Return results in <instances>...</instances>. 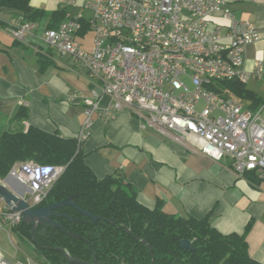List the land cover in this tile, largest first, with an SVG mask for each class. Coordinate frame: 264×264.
Here are the masks:
<instances>
[{
    "label": "built area",
    "instance_id": "2783aa9c",
    "mask_svg": "<svg viewBox=\"0 0 264 264\" xmlns=\"http://www.w3.org/2000/svg\"><path fill=\"white\" fill-rule=\"evenodd\" d=\"M89 11L68 15L40 39L59 54H69L92 79L83 96L85 118L77 134H91L95 112L107 117L127 111L146 125L194 139L213 160L228 158L236 175L253 173L264 179V117L261 109L244 107L233 95L220 93L218 82L264 77L257 60L243 68L247 45L259 37L257 26L239 20L226 0H68ZM86 21L92 46L83 48L76 34ZM36 23L25 21L12 30L25 41ZM110 98L102 107L100 99ZM11 169L19 184L30 189L25 198L36 207L47 195L63 166L33 161ZM0 226L21 222V212L0 210Z\"/></svg>",
    "mask_w": 264,
    "mask_h": 264
},
{
    "label": "crops",
    "instance_id": "0c3cea01",
    "mask_svg": "<svg viewBox=\"0 0 264 264\" xmlns=\"http://www.w3.org/2000/svg\"><path fill=\"white\" fill-rule=\"evenodd\" d=\"M226 1L237 19L251 21L259 30V39L244 52L243 68L250 70L257 60L264 63V0ZM30 5L44 13L25 41L12 34L15 26L25 22L21 14L0 9V131L32 125L76 138L85 118L82 98L90 91L92 77L73 57L57 53L40 36L68 15L82 13L88 18L89 11L68 0H30ZM88 31L76 34L87 49L93 39V32L91 39H85ZM245 85L258 97L264 96V77L251 78ZM238 100L250 109L249 101ZM110 102L107 96L100 99L102 107ZM259 108L262 114L264 103L251 110ZM144 123L124 110L111 117L95 112L91 134L81 144L85 163L98 178L119 176L144 206L153 208L159 203L168 213L209 216L219 232L242 235L248 253L264 264V179L251 172L236 175L230 159L213 160L200 152L194 139L143 127ZM19 186L24 197H29L30 189ZM5 207L0 199V210ZM2 259L0 254V264H7Z\"/></svg>",
    "mask_w": 264,
    "mask_h": 264
},
{
    "label": "trees",
    "instance_id": "16d2710c",
    "mask_svg": "<svg viewBox=\"0 0 264 264\" xmlns=\"http://www.w3.org/2000/svg\"><path fill=\"white\" fill-rule=\"evenodd\" d=\"M4 7L35 23L44 13L32 7L30 0H0V9ZM88 29L83 21L80 31ZM218 84L216 90L249 101L250 109L264 103L237 79L220 80ZM81 144L75 137H62L32 125L25 130L0 131V180L17 162L63 166L37 206L71 197L80 208L97 216L92 220L64 205L56 210L66 215L53 217L63 230L49 224L38 225L33 232L30 224L12 226L43 264H74L60 249L72 258L97 264H259L248 253L242 235L219 232L209 216L168 213L159 203L149 208L138 202L134 190L122 185L119 176L98 178L85 163ZM183 238L191 241L192 251L180 247Z\"/></svg>",
    "mask_w": 264,
    "mask_h": 264
},
{
    "label": "water",
    "instance_id": "95a60500",
    "mask_svg": "<svg viewBox=\"0 0 264 264\" xmlns=\"http://www.w3.org/2000/svg\"><path fill=\"white\" fill-rule=\"evenodd\" d=\"M22 169V164L17 166V171ZM11 175L14 183L18 188H20L19 183L15 177L9 172L3 179L0 180V199L5 203L6 206L11 207L14 211L21 212V222L25 224H30L32 226V232L38 225H52L62 229L60 223L54 220V216H64L66 214L58 212L56 209L64 206L70 205L82 214L90 217L92 220H96L97 216L89 213L88 211L80 208L77 203L73 201V198H66L53 203H48L42 206L30 207L27 200L24 198V192L20 188V192L14 190L7 184V179ZM23 187L27 188L26 185ZM63 230V229H62ZM179 245L183 249L193 250L191 241L187 238H183L179 241ZM60 251L74 264H97L96 262H85L72 258L68 252L60 249Z\"/></svg>",
    "mask_w": 264,
    "mask_h": 264
},
{
    "label": "rangeland",
    "instance_id": "374dc122",
    "mask_svg": "<svg viewBox=\"0 0 264 264\" xmlns=\"http://www.w3.org/2000/svg\"><path fill=\"white\" fill-rule=\"evenodd\" d=\"M91 37L92 31H88L85 39L89 40ZM259 98L262 102L264 96H259ZM262 116H264V112ZM6 182L11 188L20 192V188L16 186L14 180L7 179ZM0 254L3 258L2 260L7 264H18L17 262H20V264H43L42 258L35 256L31 244L24 238L18 236L15 229L6 224L0 226Z\"/></svg>",
    "mask_w": 264,
    "mask_h": 264
},
{
    "label": "bare ground",
    "instance_id": "6f19581e",
    "mask_svg": "<svg viewBox=\"0 0 264 264\" xmlns=\"http://www.w3.org/2000/svg\"><path fill=\"white\" fill-rule=\"evenodd\" d=\"M8 180H13L12 177H11V175L9 176Z\"/></svg>",
    "mask_w": 264,
    "mask_h": 264
}]
</instances>
